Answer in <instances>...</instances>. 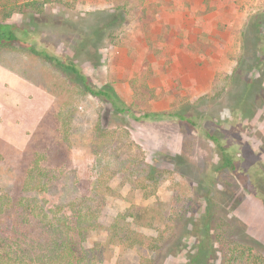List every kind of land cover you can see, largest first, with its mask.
Returning a JSON list of instances; mask_svg holds the SVG:
<instances>
[{
  "label": "rangeland",
  "instance_id": "1",
  "mask_svg": "<svg viewBox=\"0 0 264 264\" xmlns=\"http://www.w3.org/2000/svg\"><path fill=\"white\" fill-rule=\"evenodd\" d=\"M61 1L14 15L16 50L0 47V196L68 217L69 203L90 206L103 227L86 241L101 247L96 264H139L113 239L116 221L146 254L162 236L154 264H226L233 242L264 259V0ZM69 63L88 87L156 119L117 114ZM208 134L237 155L235 171ZM38 172L44 189L28 193ZM142 210L153 225L122 219Z\"/></svg>",
  "mask_w": 264,
  "mask_h": 264
},
{
  "label": "trees",
  "instance_id": "2",
  "mask_svg": "<svg viewBox=\"0 0 264 264\" xmlns=\"http://www.w3.org/2000/svg\"><path fill=\"white\" fill-rule=\"evenodd\" d=\"M61 0H0V47L5 49L16 50L18 37L13 31L10 20L14 15H22L26 12L41 14L45 6L48 4H62ZM48 32V31H47ZM55 34V31L54 33ZM78 43V42H76ZM27 52L35 55L42 60L51 61L56 64H62L54 56L46 52L39 51L34 47H28ZM72 63V62H70ZM68 65V69L76 74L86 86L87 93L101 98L106 103H109L113 110L119 115H127L135 121H141L143 118L151 117L156 119L155 115L143 114L134 116L131 113V108L127 106L122 98L110 92L109 90L96 89L95 87L87 86V81L79 72L74 64ZM222 90V89H221ZM219 96L220 93H217ZM134 103H136L134 101ZM246 106V105H245ZM244 106V107H245ZM240 111V110H239ZM170 117L176 116L179 120L187 121L182 115L168 113ZM160 115L158 118L165 117ZM110 134L103 135L107 139ZM207 138L212 140L218 150L221 152L222 164L221 168L236 170L234 159L237 155L227 146L221 145V142L213 136L207 135ZM104 160V158H102ZM37 168V164H36ZM125 168L129 169L128 166ZM108 169V167H107ZM29 176L26 183V191L28 193L40 192L42 187V174ZM144 184L148 183L147 179L139 175ZM108 177V176H107ZM110 178V177H108ZM152 180V177L149 178ZM140 181V180H139ZM138 181V182H139ZM153 181V180H152ZM95 192L98 189L101 191L104 183L95 181ZM142 185V181H141ZM145 186L144 188H147ZM44 189V186L42 187ZM90 206L84 208V204L69 203L67 206L71 216L65 214L63 206H47L40 205L36 199L21 198L13 201L8 196H0V216L9 217L11 224L10 230L0 229V264H96L101 263L102 259H98L102 253H99L97 248L101 249L100 245L95 247H87L86 241L90 234L96 232L103 227L98 222L97 215ZM149 210H142L138 213L126 211L122 219L132 218L133 221L142 223V226L153 225L154 217L149 213ZM155 212V211H153ZM132 214V215H131ZM72 218V220H70ZM118 221L110 226L113 239L129 249H135L139 252V264H154L153 254L157 249L161 235L153 238V251L146 254L142 250L145 242L139 237L136 232L130 229H123L119 226ZM159 228V227H158ZM120 231H123V236L119 237ZM220 240V238H218ZM97 251V257L95 252ZM225 255L227 256L226 264H264V259L250 246L230 243L227 245Z\"/></svg>",
  "mask_w": 264,
  "mask_h": 264
}]
</instances>
